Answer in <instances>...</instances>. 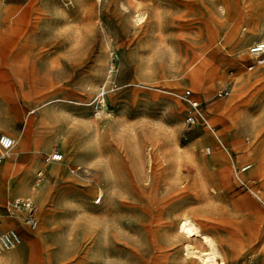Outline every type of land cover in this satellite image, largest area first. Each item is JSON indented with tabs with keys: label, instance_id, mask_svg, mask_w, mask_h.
Returning a JSON list of instances; mask_svg holds the SVG:
<instances>
[{
	"label": "rangeland",
	"instance_id": "1",
	"mask_svg": "<svg viewBox=\"0 0 264 264\" xmlns=\"http://www.w3.org/2000/svg\"><path fill=\"white\" fill-rule=\"evenodd\" d=\"M246 2L248 15L242 0H0V133L29 129L27 150L0 163V233L21 235L0 247V264H186L174 213L194 209L223 242L246 222L259 178L236 184L204 164L219 150L206 120L229 148L237 137L261 144L245 120L264 119V64L249 69V47L263 37V14H249L264 11V0ZM199 56L208 92L185 69ZM187 88L205 117L195 124L186 121ZM36 127L47 143L38 151L30 150ZM174 134L187 152L177 162ZM55 151L62 160L48 159ZM34 163L33 194L10 191ZM44 164L58 171L38 179ZM197 177L215 185L210 203L196 195ZM26 196L37 205L38 233L27 214H14L23 209L14 199ZM227 264H264V256Z\"/></svg>",
	"mask_w": 264,
	"mask_h": 264
},
{
	"label": "bare ground",
	"instance_id": "2",
	"mask_svg": "<svg viewBox=\"0 0 264 264\" xmlns=\"http://www.w3.org/2000/svg\"><path fill=\"white\" fill-rule=\"evenodd\" d=\"M242 2H243V5H242L243 11L245 12L246 15H248L246 11V7L249 5V3L246 2V0H242ZM263 12L264 11L257 13L256 11H252V13L249 14L255 17L262 16L263 14L262 16L263 22L261 23V25H259L263 28L262 40H264V13ZM142 17L143 15L141 13V14H138L137 18L141 19ZM201 62H203L202 56H199L196 59H194V61H192L190 64H188V66L185 69L186 71H189V70L191 71L189 76L193 78L194 80H196L198 88L204 92H208L209 87L205 82V79L203 76V73H204L203 69H201V67H198L199 63ZM173 84L174 86L180 88L183 82L176 81ZM172 92L174 94H177L178 91L177 89H173ZM222 105L223 103L221 102L217 104L216 106H214V108L218 109ZM33 111L35 110L34 109L30 110V112H33ZM27 120H29V118ZM245 121H249L252 124L254 128L253 131H255L254 138L261 140V144L259 146L257 145L255 147H251L249 144H246L244 142L243 138L237 137L235 141L232 142V146L229 148L221 140L219 133L217 134L216 132L213 131L212 125L210 124V122L206 120V122H208V125L210 126L208 128L207 135H209V137L217 141V144L219 145L218 146L219 150L213 152L211 156L204 162V164L218 165L219 168L221 169L222 179H224L226 176L230 177L231 179H234L236 184L245 183L249 186L250 182L253 183L252 181H254V178L256 177L259 178L260 186L253 187L252 185H250L251 194L248 195L247 199L244 202V205L247 208L249 207L248 209L246 208L247 212L245 214L247 220L245 223H242V222L237 223L235 227L232 228V232H231L232 234L229 237V239L223 242V241H220L218 238H215L214 236L211 235L207 227L208 221H206L205 219L197 220L195 218L197 214L195 213L194 209L192 208L184 209L185 207L184 206L183 207L184 210H180L179 212L174 213L173 220H171V223H172V227H174L175 229L174 232H179L183 234L184 236V239L182 242V245H183L182 247L184 250L183 261L186 264H227L230 258L236 261L239 259L240 256H243L245 258L247 257V255H253L257 258L260 257L261 255L264 256V234L262 233V229L259 228L260 226L258 224V222L264 223V209L262 210L253 209L252 210V208L256 204H259L260 202L264 204V138L263 139L260 138L264 132V128L262 125V123L264 122V119L262 120L261 118L257 116H251ZM238 124L239 122L236 123V125ZM240 129L242 128L240 127L235 128V132L237 133V135L238 133H240L241 131ZM26 131L24 132L20 129V131L11 130V132H9V134L12 135L15 141L14 148H13V154L17 150H26L28 148L27 146L28 141L26 137H28L27 133L29 129L27 132ZM44 134L45 133L40 131L37 127L35 128L34 138H33V144H34L33 150L34 151H38L42 147H47ZM173 137H174L172 140L173 143L171 144V156H172V159L177 162L187 152L184 150H181V146L179 145L176 139L177 136H175L174 134ZM208 151L209 153H211L210 148L208 149ZM259 151H262L263 155H261ZM8 161L9 159L7 160V163ZM36 166H38L36 163L32 164L29 167V170L27 171L26 174L22 175L19 178V180L10 183L9 190L13 192L14 191L15 192L16 191L17 192H22V191L28 192L29 191V193L33 194L34 192L33 188L29 189L28 187V182H29L28 178L30 177L28 176V174L32 173ZM107 166L109 170V167L111 165L110 166L107 165ZM12 167L6 165L5 169L11 170ZM14 168H16V166ZM46 168L49 170V173H54L58 171V167L56 165H52L49 167V164H44L43 168H40L38 170V174L43 173L44 172L43 169H46ZM16 170L18 169L16 168ZM206 180L205 178H202V177L201 178L197 177L195 179V184L197 186L196 195L199 196L200 199H206V201L210 203L216 198V195L214 194L212 189L214 190H217V189L214 184L213 186L210 183H208ZM102 190L103 192H101ZM98 192L100 194V200L102 199L103 196L105 197L107 196V193L105 192L103 187H100V189H98ZM39 194H40L39 191L34 193V195L36 196H38ZM241 204L243 203L241 202ZM16 210L17 211H15L14 214L16 217H18V219H22L23 214L20 213V211H23L25 216L27 214L26 210H23V209H19V210L16 209ZM40 226L41 225L39 223V225L37 224V226L35 227L34 230H36L35 231L36 233L40 231ZM254 227H256V229H254ZM34 241H35L34 236L30 237V243H32L31 246H34L36 244Z\"/></svg>",
	"mask_w": 264,
	"mask_h": 264
},
{
	"label": "built area",
	"instance_id": "3",
	"mask_svg": "<svg viewBox=\"0 0 264 264\" xmlns=\"http://www.w3.org/2000/svg\"><path fill=\"white\" fill-rule=\"evenodd\" d=\"M249 52L253 58V63L249 66V69H253L257 65L264 64V40L254 42L249 47ZM182 97L189 105V110L186 114V121L189 124L198 123L200 120H204V113L201 106V101L194 97L193 91L189 88L183 91ZM14 138L6 133H0V163L11 157L14 148ZM63 154L60 152H54L52 155H49L48 159L50 160H61ZM40 173L39 178L41 179L42 175ZM100 200V198H99ZM14 205L17 208H23L27 211L26 222L30 227L35 228L38 224V213L37 205L30 196L26 197H17L14 199ZM21 242L20 233L12 228L0 233V247L2 249H10L15 247L18 243Z\"/></svg>",
	"mask_w": 264,
	"mask_h": 264
},
{
	"label": "crops",
	"instance_id": "4",
	"mask_svg": "<svg viewBox=\"0 0 264 264\" xmlns=\"http://www.w3.org/2000/svg\"><path fill=\"white\" fill-rule=\"evenodd\" d=\"M3 129H4V131H5L6 128H3ZM7 130H8V131H11V130H13V129L9 128V129H7ZM13 131H15V130H13ZM9 135H10V134H9ZM10 136H12V135H10ZM26 150H27V149H26ZM30 150H33V149H30ZM7 166L12 167V165H7ZM43 171H47V170H46V169H45V170L43 169Z\"/></svg>",
	"mask_w": 264,
	"mask_h": 264
}]
</instances>
